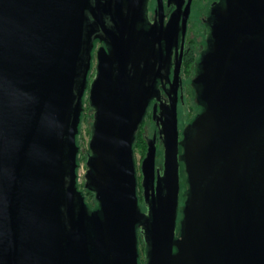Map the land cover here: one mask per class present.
Listing matches in <instances>:
<instances>
[{"label":"water","instance_id":"95a60500","mask_svg":"<svg viewBox=\"0 0 264 264\" xmlns=\"http://www.w3.org/2000/svg\"><path fill=\"white\" fill-rule=\"evenodd\" d=\"M123 1L0 0V264H141L138 229L146 264H264V0H226L182 143L173 91L163 175L154 140L142 161L148 216L134 143L162 73L154 32L137 28L143 0ZM96 40L109 50L89 93L91 211L77 138Z\"/></svg>","mask_w":264,"mask_h":264},{"label":"flooded vegetation","instance_id":"af4514ba","mask_svg":"<svg viewBox=\"0 0 264 264\" xmlns=\"http://www.w3.org/2000/svg\"><path fill=\"white\" fill-rule=\"evenodd\" d=\"M129 5V1H123L125 9H129ZM225 9L226 0L142 1L137 28L140 31L154 32V42L156 46L155 58L158 67L157 72L162 73V76L157 78L155 81L154 95L150 100L143 123L139 127L136 134L134 143V158L135 150L140 144V151H142L141 158L143 161L148 152L149 142L154 140L157 149L156 169L160 171L161 176L163 175V172L158 167V151L161 145L163 146V138L160 134V119L162 118V113L170 105V101L175 98L173 93L174 90L177 91L178 118L179 109L181 106H185L186 101L189 102L191 98L196 101L198 111L194 113L190 122H188L184 128L179 130V140L180 143H182L185 136L190 135L189 126L192 121L203 110L198 97L199 86L196 85L194 81L202 71V57L211 49L212 27L215 21H217L218 14L225 11ZM170 26H172L171 30ZM102 47L109 50L108 45L104 41L96 40L94 42L92 50V65L88 75V84L84 101L86 100L87 94L89 96L92 83L97 76V53ZM176 71L178 72V76L175 80ZM148 122L152 125V128L149 129L150 132H152V135H150L149 130H147ZM178 129L180 128L178 127ZM180 149L182 150L181 146ZM141 166L142 162L140 165V172ZM140 174L141 177L137 172L139 203L141 196H143L142 187V190L140 191V185L142 186L143 177L142 173ZM81 192L88 204L86 194L83 190H81ZM89 192L93 193L92 191ZM141 233L142 230L138 229V236H140ZM140 263H147V254L145 255L144 260H141L140 257Z\"/></svg>","mask_w":264,"mask_h":264},{"label":"rangeland","instance_id":"374dc122","mask_svg":"<svg viewBox=\"0 0 264 264\" xmlns=\"http://www.w3.org/2000/svg\"><path fill=\"white\" fill-rule=\"evenodd\" d=\"M94 70H95V68H94ZM84 106H85L84 115H83V119L81 122L80 132L78 135V145L80 148V153H79V158H80L79 160L80 161H79V168H78V184H79V188L81 190H83L84 193L86 194L87 202L91 206V208L93 209V208H96L98 206V203H97L95 197L90 195V194H92L91 192H89L90 190L85 187V183H86L85 174L87 172L86 163H87L88 157L91 153L90 148H89V144H90L91 137H92V128H93V124H94V115H95V110L90 105L88 94L86 96ZM197 111H198V106L196 105V101L193 98H191L189 102L186 101L185 106L184 107L181 106L179 109L178 127L180 129H178V130H181V128H184L186 126V124L188 122H190L194 113H196ZM179 121H180V124H179ZM147 124H148L147 130L151 129L152 125L149 124V122ZM149 132H150V130H149ZM150 135H152V132H150ZM140 147H141V145L139 144L138 148L135 150V164H136L138 175H140V177H141L140 165L142 162V158H141L142 157L141 156L142 151H140ZM158 162H159L158 167L163 172V169H164V148L162 145L158 151ZM141 187L142 186L140 185V191L142 190ZM185 191H186L185 179H184V176L181 174L180 199H179V221L181 219L182 206H183L184 201L186 199ZM140 194H141V192H140ZM140 208H141V211L143 212V214L145 216H147L148 215V207L146 206V204L143 200V196H141V199H140ZM178 233H179V224L177 227V236H178ZM146 246H147V244L145 241V237L141 233L140 238H139V252H140L141 260H144V258H145L146 248H147Z\"/></svg>","mask_w":264,"mask_h":264},{"label":"trees","instance_id":"16d2710c","mask_svg":"<svg viewBox=\"0 0 264 264\" xmlns=\"http://www.w3.org/2000/svg\"><path fill=\"white\" fill-rule=\"evenodd\" d=\"M84 109H85V106H84ZM83 115H84V112H83ZM83 115H82V119H83ZM81 122H82V120H81ZM81 127V126H80ZM77 144H78V138H77ZM79 146V145H78ZM80 158L78 157V163H79V160ZM182 175L184 176V179H185V174L184 173H182ZM185 184H186V181H185ZM78 187H79V184H78ZM80 189V188H79ZM186 190H187V184H186ZM91 196H95V194L94 193H92V194H90ZM185 196H186V191H185ZM88 205V207L91 209V210H94V209H97L98 208V206L96 207V208H91V206L89 205V204H87ZM139 238H140V236H139Z\"/></svg>","mask_w":264,"mask_h":264}]
</instances>
